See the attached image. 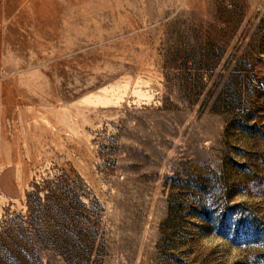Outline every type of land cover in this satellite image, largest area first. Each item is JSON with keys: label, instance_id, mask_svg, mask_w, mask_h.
Listing matches in <instances>:
<instances>
[{"label": "rangeland", "instance_id": "374dc122", "mask_svg": "<svg viewBox=\"0 0 264 264\" xmlns=\"http://www.w3.org/2000/svg\"><path fill=\"white\" fill-rule=\"evenodd\" d=\"M59 1L11 30L0 264H264V0Z\"/></svg>", "mask_w": 264, "mask_h": 264}, {"label": "crops", "instance_id": "0c3cea01", "mask_svg": "<svg viewBox=\"0 0 264 264\" xmlns=\"http://www.w3.org/2000/svg\"><path fill=\"white\" fill-rule=\"evenodd\" d=\"M59 13V0H0V158L18 154L16 149L12 150L10 147L11 109L20 105V95L25 93L27 85L24 78L26 71L12 68L11 61L19 58L12 53L11 30L47 27L42 22H58ZM20 179L21 168L18 164L2 163L0 190L4 198H7L6 195L12 198L22 197L24 189Z\"/></svg>", "mask_w": 264, "mask_h": 264}]
</instances>
